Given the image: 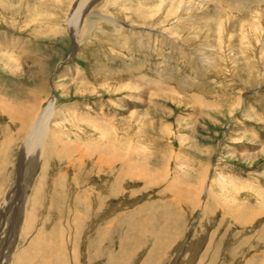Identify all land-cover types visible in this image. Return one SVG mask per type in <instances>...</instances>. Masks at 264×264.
Listing matches in <instances>:
<instances>
[{
  "label": "rangeland",
  "instance_id": "1",
  "mask_svg": "<svg viewBox=\"0 0 264 264\" xmlns=\"http://www.w3.org/2000/svg\"><path fill=\"white\" fill-rule=\"evenodd\" d=\"M80 1L0 0V264H264V0ZM35 88L58 144L29 209Z\"/></svg>",
  "mask_w": 264,
  "mask_h": 264
},
{
  "label": "bare ground",
  "instance_id": "2",
  "mask_svg": "<svg viewBox=\"0 0 264 264\" xmlns=\"http://www.w3.org/2000/svg\"><path fill=\"white\" fill-rule=\"evenodd\" d=\"M82 1H84V0H81L80 1V5H78V7H77V9H76V11H74L73 13H71L72 15L70 16V23H72L73 22V19H75L76 17L78 18V19H80V18H82V16L84 17V15L86 14V11L88 10V8H87V6L88 5H84L83 4V2ZM168 1V0H167ZM164 4V3H163ZM144 11L141 9V11H138V16H140V17H142V15L144 14L143 13ZM160 14H162V13H159L158 14V16H156V17H159L160 16ZM152 18H154L153 16H150V19H152ZM16 38V37H15ZM12 41L13 42H17L16 44H18V45H22L23 44V40H22V42L20 41V40H16V39H13V38H10V37H7V36H2L1 38H0V45L2 44V46L4 47V48H8L9 47V44H11L12 43ZM11 42V43H10ZM14 43H12V45H13ZM15 44V45H16ZM29 46H30V44H29ZM21 48V47H20ZM14 49V48H13ZM23 51L24 50H26V48H23L22 49ZM22 51V52H23ZM27 53H28V50L26 51ZM13 59H15V56L14 55H12L11 54V52H10V54L9 53H5V52H0V62H2V63H4L5 64V66H7V65H9L10 66V64H12L13 62H14V60ZM37 59V58H36ZM17 60V59H16ZM36 61V60H35ZM36 64V66H39L38 67V74H41L42 73V71H43V65L45 64L44 62H42L41 60H40V62H38V63H35ZM1 65V64H0ZM7 68V67H6ZM14 68V67H13ZM11 69H12V67H11ZM9 70H10V67H9ZM13 70V69H12ZM14 75V74H13ZM43 75V74H42ZM46 80V79H45ZM48 81V80H47ZM3 83H5V85L3 84ZM46 82L44 81V78H43V80H40V81H37V83H36V85H37V88L39 87V88H44L45 87V84ZM78 84V83H77ZM75 85V84H74ZM81 85V84H80ZM76 86H79V85H76ZM19 85L18 84H16V83H14V81H4V82H2V80L0 79V88H1V90H0V93L2 94H4L5 92H9L10 94H12V93H14V91H18V90H20L19 88ZM3 88V89H2ZM6 88L8 89V91H6ZM22 88V87H21ZM37 88H35V91H32L33 93H31V97H32V102H33V104H35L36 103V106H34L33 105V108L31 109L32 111H33V117H28L27 118V121L26 122H28V123H26L25 124V126H23V129L25 130V133H26V136H27V139L22 143V147H20L21 148V150H20V161H19V172H20V174H26L27 172L29 173V174H26V176H27V180L26 181H28L29 180V182H28V186L31 188V190H32V193H36V195H31L30 196V198L28 199V201H27V199L25 200L24 199V201H25V203H27L28 202V204H27V207H29V209H32V207L34 208V206H35V203L37 202V196H38V194H39V191H40V184H38V182H42V178L40 177H38L37 175H38V172H39V170H40V168L42 167V166H44V167H48V165L47 164H45L44 163V160H45V157H46V159L47 158H49V157H51V155L53 154L54 155V153H48V150H49V148H50V146L54 149L56 146H57V141H56V139H57V137H56V135H54V133L52 132V130H51V125H50V121L52 120L51 118L55 115V110H54V102H53V100H52V98L51 97H46L45 98V100L43 101V102H39V101H41L40 100V95L41 94H39L38 92L39 91H37L36 89ZM4 89H5V91H4ZM25 89V88H24ZM80 89H81V87H80ZM88 89V88H87ZM24 92H25V90H24ZM4 96V95H3ZM13 96V98L12 99H16L15 98V95H12ZM22 96V95H21ZM30 97V96H29ZM3 98V97H2ZM10 99H11V97H10ZM11 99V100H12ZM1 101V100H0ZM5 101H8L7 100V98L5 99ZM21 102V101H20ZM2 103V102H1ZM12 103H14V102H12ZM25 104V103H24ZM38 104V105H37ZM7 105V104H6ZM22 105H23V103H22ZM1 106V105H0ZM12 106V105H11ZM18 106H20V105H18ZM1 107H3V110H1L0 109V118H3V114H2V112H4V113H7V114H9V115H11V118L14 120L16 117H18V113L17 112H8L9 110L8 109H6L3 105L1 106ZM15 107V106H14ZM13 107V108H14ZM6 110H5V109ZM16 108V107H15ZM10 109V108H9ZM36 109V110H35ZM11 110V109H10ZM12 110H14V109H12ZM22 114H24V113H22ZM21 114V115H22ZM28 116H30V115H28ZM32 116V115H31ZM31 118H32V120H31ZM23 122H24V120L23 119H21ZM31 120V121H30ZM0 121H1V119H0ZM21 121V122H22ZM12 122V121H11ZM17 122V121H16ZM15 122V120L13 121V125H15L16 126V123ZM30 123V124H29ZM31 125V127L29 128L28 126H30ZM7 126V125H6ZM11 127V126H10ZM17 127H18V124H17ZM20 127V126H19ZM22 127V126H21ZM27 127H28V129H27ZM21 130V129H20ZM19 131V130H18ZM22 132V131H21ZM24 133V134H25ZM17 134H19V133H17ZM22 135H23V133H22ZM16 136V135H15ZM25 136V135H24ZM6 137V136H5ZM17 138V137H16ZM18 138H19V136H18ZM23 138V137H22ZM58 141H59V139H58ZM7 142V141H6ZM262 146V145H261ZM260 148V147H259ZM51 149V148H50ZM55 150V149H54ZM259 150V149H258ZM50 151V150H49ZM47 154H48V156H47ZM263 154V152L262 153H260V155H262ZM258 154H254V155H252V156H246L248 159H252L253 157L255 158V157H258L257 156ZM264 155V154H263ZM53 158H55V157H53ZM42 159H44L43 160V163L41 162V160ZM246 160V159H245ZM30 167V168H29ZM42 173H43V169H42V171H41ZM21 177V176H20ZM36 179H38V180H36ZM20 179H18V181H19ZM30 190V191H31ZM192 190V189H191ZM201 192V191H200ZM199 192V193H200ZM205 193V192H204ZM203 195V194H202ZM198 197V196H197ZM262 198V197H261ZM201 200V199H200ZM23 201V202H24ZM12 201L7 197V199H6V202H4L3 203V206L4 207H2L3 209H1L2 211H4L5 209H7V206L11 203ZM208 202V201H207ZM201 203V202H200ZM196 204V203H195ZM199 204V203H198ZM199 206V205H198ZM200 206H202V205H200ZM209 207V206H208ZM210 208V207H209ZM35 209V208H34ZM205 210H206V207L204 208ZM1 211V212H2ZM28 211V210H27ZM31 210H29L28 211V213L26 214V217H25V221H24V227L22 228V232H21V235H20V239L22 238V236H23V234L25 233V231H26V228H27V226L28 225H30L29 223H30V219H31V217H32V212H30ZM219 212V211H218ZM204 214V213H203ZM34 215V214H33ZM206 216V215H205ZM198 221V220H197ZM31 226V225H30ZM5 230V229H4ZM31 231V230H30ZM29 231V232H30ZM58 232V231H57ZM56 232V233H57ZM5 234H7L6 232H5ZM4 234V235H5ZM58 235V234H57ZM4 238H5V236H4ZM11 243L9 244V248H8V250L10 249L11 250V245H12V240L10 241ZM38 242V241H37ZM41 242V241H40ZM43 243V242H42ZM45 243V242H44ZM51 244V243H50ZM35 244H33V246H34ZM48 245V244H47ZM208 245V244H207ZM37 246H39V243L37 244ZM49 246V245H48ZM208 246H210V247H212V245H208ZM31 247V246H30ZM35 247V246H34ZM55 247V246H54ZM50 248H51V246H50ZM35 250V249H34ZM210 251V250H209ZM181 252V251H180ZM18 252H16V251H14L13 253H12V255H11V257H10V260H13V257H15L16 256V254H17ZM182 253V252H181ZM181 253H180V255H181ZM58 254V253H57ZM195 254V253H194ZM53 255V254H52ZM184 255V253L182 254V256ZM212 255V254H211ZM6 256V255H5ZM9 256V255H8ZM181 256V257H182ZM44 257H46V256H44ZM51 257V256H50ZM21 258V257H20ZM33 258V257H32ZM48 258V257H47ZM70 258V257H69ZM29 259V258H28ZM37 259V258H36ZM182 258H179L178 259V261L176 262V264H178L179 262H180V260H181ZM18 260V259H17ZM17 260H16V263L15 264H17ZM38 260V259H37ZM122 261V260H121ZM46 262V261H45ZM49 262V261H48ZM59 262V261H58ZM58 262H56V263H58ZM61 262V261H60ZM66 262V261H65ZM149 262V261H148ZM198 262V261H197ZM19 263V262H18ZM47 263V262H46ZM71 263V262H70ZM8 264V263H7ZM12 264V263H11ZM20 264V263H19ZM113 264H117V262L115 261V263H113ZM119 264V263H118ZM145 264H147V263H145ZM200 264H201V261H200Z\"/></svg>",
  "mask_w": 264,
  "mask_h": 264
}]
</instances>
